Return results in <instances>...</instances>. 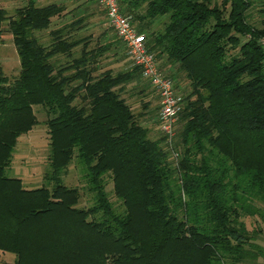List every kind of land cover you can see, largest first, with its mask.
I'll list each match as a JSON object with an SVG mask.
<instances>
[{"label": "trees", "instance_id": "1", "mask_svg": "<svg viewBox=\"0 0 264 264\" xmlns=\"http://www.w3.org/2000/svg\"><path fill=\"white\" fill-rule=\"evenodd\" d=\"M117 2L159 72L185 85L176 155L144 124L157 125L148 100L135 114L122 95L138 67L99 69L116 35L90 45L76 34L82 14L48 29L79 5L27 0L6 16L0 0V42L6 21L19 64L11 80L0 65V251L14 255L0 264H264V0L257 25L250 0ZM45 29L43 44L34 33ZM33 105L46 115L48 169L26 188L5 170L37 123ZM72 163L86 207L62 182Z\"/></svg>", "mask_w": 264, "mask_h": 264}, {"label": "rangeland", "instance_id": "2", "mask_svg": "<svg viewBox=\"0 0 264 264\" xmlns=\"http://www.w3.org/2000/svg\"><path fill=\"white\" fill-rule=\"evenodd\" d=\"M27 0H1V5L5 11L6 16L12 15L16 7L22 6ZM36 5H43L49 2L63 3L66 6V10H70L75 5H79L73 12L67 13L64 17L60 19H53L48 29L60 26L71 20L77 14H82L85 16L84 26L76 32L79 37L88 36L90 37V45H93L96 41L105 42L107 40H112L115 34L108 26L105 13L102 8L97 4L95 0H33ZM251 6L247 10V16L249 22L253 25L258 24V9L259 0H250ZM220 0H210L211 4H219ZM167 16L164 15L153 21V28L159 29L161 21H166ZM158 20V21H157ZM157 21V22H156ZM134 27H135V23ZM136 28V27H135ZM48 29L35 32L34 34L39 38V40L46 44L48 42ZM115 52L116 54H112ZM0 65L2 73L11 80L14 78L19 69L18 58L15 52V47L11 40V35L6 27V21L2 24V35L0 42ZM130 60L125 54V50L122 44L116 46L107 51L102 58H100L98 66L99 69H111L112 71L125 70L131 66ZM173 81V79H172ZM178 87L175 90L178 95L183 96L185 93V85H181V79L178 80ZM178 88V90L176 89ZM143 89V91H140ZM127 103L130 105L133 113L138 114L144 112L145 109L142 105L148 100V108L154 109L151 111L155 114L158 109V102L154 90L147 84L146 80L137 78L130 83L124 84V92L122 93ZM33 112L36 116L37 123L26 133L21 134L17 137L16 143L11 152L10 158V168H6L5 174L10 177H21L23 183L25 181H30L29 185L25 184L27 188L38 187L45 182L42 179L43 173L48 169L47 166V154H48V139L46 127L43 121L46 118L44 110L39 105H33ZM150 117V118H151ZM152 120L148 119L144 121L151 131L152 135L157 137L160 135L157 125L150 123ZM62 182L67 186H75L80 190V198L78 206L86 207L91 204V195L83 187V180L77 171V168L72 163L67 173L62 176ZM105 190L111 193V183L107 181L105 185ZM111 201L114 203L115 207L119 209L118 201L110 196ZM7 252V251H5ZM11 252L4 253L6 257ZM0 259H2L0 257Z\"/></svg>", "mask_w": 264, "mask_h": 264}, {"label": "built area", "instance_id": "3", "mask_svg": "<svg viewBox=\"0 0 264 264\" xmlns=\"http://www.w3.org/2000/svg\"><path fill=\"white\" fill-rule=\"evenodd\" d=\"M95 1L104 10L107 24L122 43L131 64L138 67L140 77L145 79L156 92L158 96L157 129L162 134L167 149L170 150L171 155L175 156L171 145L173 125L180 110L181 96L177 94L172 79L159 72L153 53L147 50L144 34L138 32L132 25L130 16L120 10L117 0ZM258 43L264 53V37L259 38Z\"/></svg>", "mask_w": 264, "mask_h": 264}, {"label": "crops", "instance_id": "4", "mask_svg": "<svg viewBox=\"0 0 264 264\" xmlns=\"http://www.w3.org/2000/svg\"><path fill=\"white\" fill-rule=\"evenodd\" d=\"M34 2V1H33ZM154 25V24H153ZM152 25V26H153ZM137 79V78H136ZM141 79H143V78H141ZM176 82H177V80H175ZM175 81H173L174 82V86H175ZM177 87L179 88V86L177 85ZM178 88H176L177 90H178ZM10 166V165H9ZM7 167V168H10V167ZM19 178V177H18ZM20 179V181H21V184H22V186L23 187H25V184L26 185H29V183H30V181H25V183H23V181H22V178L20 177L19 178ZM26 188H27V186H26ZM4 253H7V252H5V251H0V257L2 258V259H0V262H8V263H11L13 260H14V255H13V253H9V254H11V255H8V257H6L5 255H4Z\"/></svg>", "mask_w": 264, "mask_h": 264}]
</instances>
